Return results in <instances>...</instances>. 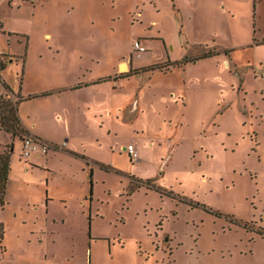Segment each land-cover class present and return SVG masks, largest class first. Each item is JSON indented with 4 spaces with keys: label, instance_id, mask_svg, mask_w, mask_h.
I'll use <instances>...</instances> for the list:
<instances>
[{
    "label": "rangeland",
    "instance_id": "obj_1",
    "mask_svg": "<svg viewBox=\"0 0 264 264\" xmlns=\"http://www.w3.org/2000/svg\"><path fill=\"white\" fill-rule=\"evenodd\" d=\"M0 22L30 131L0 129V264H264V0H0ZM32 130L59 148L25 157Z\"/></svg>",
    "mask_w": 264,
    "mask_h": 264
},
{
    "label": "trees",
    "instance_id": "obj_2",
    "mask_svg": "<svg viewBox=\"0 0 264 264\" xmlns=\"http://www.w3.org/2000/svg\"><path fill=\"white\" fill-rule=\"evenodd\" d=\"M1 26V22H0ZM209 54H204L203 56H208ZM5 68V64L0 59V71ZM4 82V81H2ZM6 88L8 85L4 82ZM19 98L14 99L11 96L0 94V129L8 132L13 138L21 136L24 133H29L22 124L21 117L19 115ZM14 151L13 143L3 145L0 143V206L5 205V195L8 180L11 172V159L12 153ZM93 170H90V195L93 194V180H92ZM161 195H168L172 198L177 196L171 190L162 188L160 186H154ZM184 198V197H180ZM186 199V198H184ZM220 215V214H219ZM242 224L248 228L247 221L242 222ZM264 236V232H260Z\"/></svg>",
    "mask_w": 264,
    "mask_h": 264
},
{
    "label": "built area",
    "instance_id": "obj_3",
    "mask_svg": "<svg viewBox=\"0 0 264 264\" xmlns=\"http://www.w3.org/2000/svg\"><path fill=\"white\" fill-rule=\"evenodd\" d=\"M134 49L137 51H145L146 47L142 44L140 40H135ZM51 149V145L46 141H43L34 137H27L23 140V155L29 157L31 153H47ZM126 150L133 161H139L140 155L138 150L134 147L133 144H129L126 147Z\"/></svg>",
    "mask_w": 264,
    "mask_h": 264
},
{
    "label": "crops",
    "instance_id": "obj_4",
    "mask_svg": "<svg viewBox=\"0 0 264 264\" xmlns=\"http://www.w3.org/2000/svg\"><path fill=\"white\" fill-rule=\"evenodd\" d=\"M127 63H122V65H120L121 66V68H127L128 67V65H126ZM32 132V137H34V138H38V139H41V140H43V141H48L52 146H51V148H52V152H55L56 151V149H58L59 147H58V145H59V143H55V142H53L54 140H51V139H48V138H46V137H44V136H42V135H40L39 133H36V132H34L33 130L31 131ZM29 133H30V131H29ZM53 145H54V149H53ZM125 149H126V147H125ZM50 151V150H49ZM125 151H127V150H125ZM128 153V152H127ZM128 157H129V160L132 162V160L130 159V156H129V154H128ZM139 162V161H138ZM133 164H136V163H133ZM89 191H90V188H89ZM93 193H94V187H93ZM92 196H93V194L92 195H90V197H89V202L90 203H92ZM93 199H94V197H93ZM90 216V215H89ZM89 219H91V216L89 217ZM90 223H91V221H89Z\"/></svg>",
    "mask_w": 264,
    "mask_h": 264
}]
</instances>
